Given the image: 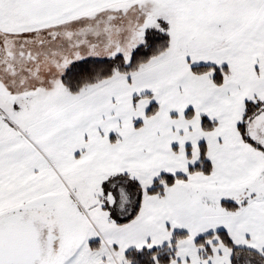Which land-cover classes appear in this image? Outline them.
Here are the masks:
<instances>
[{"label":"snow or ice","instance_id":"1","mask_svg":"<svg viewBox=\"0 0 264 264\" xmlns=\"http://www.w3.org/2000/svg\"><path fill=\"white\" fill-rule=\"evenodd\" d=\"M0 264H264V0H0Z\"/></svg>","mask_w":264,"mask_h":264}]
</instances>
